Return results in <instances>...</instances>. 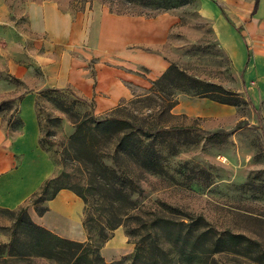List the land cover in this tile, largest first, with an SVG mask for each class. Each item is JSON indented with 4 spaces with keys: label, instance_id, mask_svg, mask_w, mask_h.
I'll return each mask as SVG.
<instances>
[{
    "label": "rangeland",
    "instance_id": "1",
    "mask_svg": "<svg viewBox=\"0 0 264 264\" xmlns=\"http://www.w3.org/2000/svg\"><path fill=\"white\" fill-rule=\"evenodd\" d=\"M91 1L101 3L112 13L151 17L162 12L150 5L129 6L119 0ZM88 3L0 0L1 124L10 134L19 131V101L26 93L36 95L39 145L55 165L45 196L57 186L80 191L83 224L94 244L121 228L134 250V241L149 240V225L155 215L176 221L198 219L206 221L216 234H244L256 242L254 251L263 253V258L253 260L256 252L243 250L197 252L185 261L173 243L158 235L174 264H264V96L253 97L241 90L247 103L235 106L232 112L194 119L177 115L174 123L179 127L153 144L161 172L133 162L130 171L123 173L104 158L113 170L91 174L85 162L64 154L67 139L74 131L69 111L91 113L92 102L79 98L72 87L62 84L64 65L81 54L76 46L67 45L63 26L77 15L85 17ZM175 4V8L168 9L176 10L179 16L175 39L157 51L175 59L173 63L199 80L229 89L241 85L231 76V60L219 46L210 22L200 15L199 0H176ZM47 16L54 17L53 28L47 26ZM83 62L81 66L93 73L95 59L86 57ZM148 87L132 85L135 94L144 93ZM176 93L193 96L190 90ZM25 101L29 100L25 99L23 105ZM163 203L177 210L165 208ZM35 206L43 207L44 201ZM22 214L17 208L0 207V264H54L46 258L15 255L26 238L17 227ZM15 239L18 243L13 245Z\"/></svg>",
    "mask_w": 264,
    "mask_h": 264
},
{
    "label": "crops",
    "instance_id": "2",
    "mask_svg": "<svg viewBox=\"0 0 264 264\" xmlns=\"http://www.w3.org/2000/svg\"><path fill=\"white\" fill-rule=\"evenodd\" d=\"M87 9L83 10L85 17L77 15L63 26L67 45L76 46L81 54L76 61L69 60L64 65L62 84L72 87L79 98L93 101L92 113L101 115L132 96L128 84L145 88L175 61L165 58V53L157 49L175 39L179 16L176 10L151 17L116 14L92 1ZM199 12L210 22L219 46L230 58L231 76L236 83H242L232 90L264 96V0H199ZM45 22L49 28L55 25L51 16ZM68 56L71 57L69 53ZM86 57L95 59L93 73L80 64ZM25 99L29 101L23 105ZM177 99L171 112L189 119L235 109L233 105L197 96L178 94ZM35 101L36 95L32 93L21 97L19 131L8 133L0 119V207L13 209L24 205L37 225L62 238L85 242L88 234L83 224L84 202L72 190L62 188L45 200L41 214L30 201L55 170L48 153L39 145ZM132 251L133 245L124 231L116 228L99 253L110 263Z\"/></svg>",
    "mask_w": 264,
    "mask_h": 264
},
{
    "label": "trees",
    "instance_id": "3",
    "mask_svg": "<svg viewBox=\"0 0 264 264\" xmlns=\"http://www.w3.org/2000/svg\"><path fill=\"white\" fill-rule=\"evenodd\" d=\"M91 1V0H89ZM108 2L109 0H101ZM124 5H150L155 9L167 11L176 7V0H119ZM111 12L112 10L109 9ZM124 14L125 12H115ZM132 97L121 100L117 106L108 111L104 117L84 113L78 115L69 111L74 126L73 133L68 137L64 147V154L74 159L82 160L87 164L91 174L109 170L110 165L103 159H109L111 165L118 166L123 173L130 171V163L161 172V163L158 153L154 149L155 140H163L164 135L179 126L174 123L177 115L171 112L177 104L176 90H190L193 96L207 98L212 101L239 106L247 103L248 98L242 93L224 88L220 84L205 82L192 77L173 62L156 79L150 81L148 89L142 94H135L132 85L128 84ZM92 106H93V101ZM65 110H68L66 108ZM52 179H47L41 185L30 201L37 204L52 198L62 188L72 190L76 195L83 196L80 191L70 187L57 186L45 196L46 187ZM165 208L176 211L177 208L163 203ZM36 208V206H35ZM23 211V217L18 220L17 227L25 235L19 244L15 255L24 257L32 255L38 258L49 259L54 264H174L168 255L167 249L160 243L158 235L173 243L182 259L189 261L197 252L214 253L230 251H254L256 242L241 233L229 231L216 234L206 221L188 218L174 220L161 215H155L149 225V240L134 241V250L127 257L107 263L100 256L99 250L109 237H103L99 244L88 240L79 242L62 238L42 226L34 223L27 213L26 206L17 207ZM38 214L45 211V207L36 209ZM111 234V233H110ZM110 236V235H109ZM13 240V245L17 244ZM252 255L253 260H261L263 253L257 251ZM130 260L129 263H126Z\"/></svg>",
    "mask_w": 264,
    "mask_h": 264
}]
</instances>
